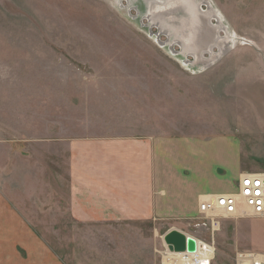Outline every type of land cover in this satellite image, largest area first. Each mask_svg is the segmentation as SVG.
<instances>
[{"label": "rangeland", "instance_id": "374dc122", "mask_svg": "<svg viewBox=\"0 0 264 264\" xmlns=\"http://www.w3.org/2000/svg\"><path fill=\"white\" fill-rule=\"evenodd\" d=\"M101 136L228 137L243 172L264 171V0H0V188L60 264H163L171 229L213 244L211 264L264 252V217L212 233L198 210L214 193L168 213L163 189L157 218L72 217L71 143Z\"/></svg>", "mask_w": 264, "mask_h": 264}, {"label": "crops", "instance_id": "0c3cea01", "mask_svg": "<svg viewBox=\"0 0 264 264\" xmlns=\"http://www.w3.org/2000/svg\"><path fill=\"white\" fill-rule=\"evenodd\" d=\"M222 143L220 159L213 156ZM72 145L71 216L77 219H142L165 214V189L188 208L196 196L223 193L215 184L244 171L239 145L228 137H86ZM213 148V149H212ZM195 162H198L196 165ZM19 197L0 188V264H60L31 227ZM50 247V246H49Z\"/></svg>", "mask_w": 264, "mask_h": 264}, {"label": "built area", "instance_id": "2783aa9c", "mask_svg": "<svg viewBox=\"0 0 264 264\" xmlns=\"http://www.w3.org/2000/svg\"><path fill=\"white\" fill-rule=\"evenodd\" d=\"M198 212L210 218L213 234L220 229L221 218H241L247 216L263 218L264 171L241 173L235 193L210 195L200 202ZM211 247L213 248V255L210 254L209 249ZM198 249L196 252H175L166 247L162 253V263L211 264L213 260H211V257L215 253L214 245L205 243L200 250ZM235 264H264V252L239 250L236 252Z\"/></svg>", "mask_w": 264, "mask_h": 264}, {"label": "water", "instance_id": "95a60500", "mask_svg": "<svg viewBox=\"0 0 264 264\" xmlns=\"http://www.w3.org/2000/svg\"><path fill=\"white\" fill-rule=\"evenodd\" d=\"M164 242L171 251L175 252H196L198 249L196 238L177 229L169 230L164 235Z\"/></svg>", "mask_w": 264, "mask_h": 264}, {"label": "bare ground", "instance_id": "6f19581e", "mask_svg": "<svg viewBox=\"0 0 264 264\" xmlns=\"http://www.w3.org/2000/svg\"><path fill=\"white\" fill-rule=\"evenodd\" d=\"M120 1H121V0H120ZM156 2H158V0H156ZM115 6H116V5H115ZM134 7H135V6H134ZM216 7H217V6H216ZM131 9H132V8H131ZM177 11H178V10H177ZM194 11H195V10H194ZM210 11H213V9H211ZM173 12H174V11H173ZM218 13H219V12H218ZM219 15H220V13H219ZM216 16H217V15H216ZM190 17H191V16H190ZM202 17H204V16H202ZM220 19H221V17H220ZM202 20H203V19H202ZM206 20H207V19H206ZM141 21H142V20H141ZM204 21H205V20H204ZM202 22H203V21H202ZM214 23H215V22H214ZM215 24H216V23H215ZM215 24H214V25H215ZM224 24H225V23H224ZM139 26H140V24H139ZM174 26H175V25H174ZM177 26H178V25H177ZM226 27H227V26H226ZM186 31H187V30H186ZM212 31H213V30H212ZM233 31H234V30H233ZM206 32H207L206 30H203V31L201 32V34H207ZM209 32H210V31H209ZM195 33H197V32H195ZM227 33H228V32H227ZM201 34H200V35H201ZM210 35H211V34H210ZM235 35H236V34H235ZM235 35H234L232 38L235 39V44H236L238 39H237V36H235ZM229 37H230V36H229ZM198 38H199V37H198ZM202 38H203V37H202ZM208 38H209V37H208ZM190 39H191V38H190ZM228 39H229V38H228ZM229 40H230V39H229ZM231 40H232V39H231ZM165 44H166V43H165ZM205 46H206V45H205ZM161 49H162V48H161ZM225 49H226V48H225ZM198 52H199V51H198ZM217 52H218V51H217ZM221 53H222V52H221ZM221 53H220V54H221ZM167 54H168V53H167ZM220 54L216 55L215 57H217V58L220 57V56H221ZM219 55H220V56H219ZM212 59H213V58H212ZM212 59H211V60H212ZM199 62H200V61H199ZM190 63H191V62H190ZM182 64H183L184 66H188V65H189V63H188V62H185V61H183ZM200 70H201V69H200ZM198 72H199V71H198ZM197 243H198V245H199V249H198V250H200L201 247H202V245L205 244L204 242H202V241H200V240H198V239H197ZM205 246L207 247V245H205ZM209 250H210V254L213 255V248L211 247ZM214 255H215V253H214ZM213 258H214V256L211 257V260H212Z\"/></svg>", "mask_w": 264, "mask_h": 264}]
</instances>
